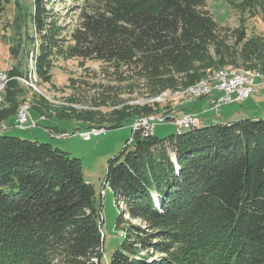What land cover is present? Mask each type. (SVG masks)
<instances>
[{"label":"trees","instance_id":"trees-1","mask_svg":"<svg viewBox=\"0 0 264 264\" xmlns=\"http://www.w3.org/2000/svg\"><path fill=\"white\" fill-rule=\"evenodd\" d=\"M9 2L0 0V14ZM237 7L238 24L225 26L205 0H94L65 50L52 23L45 29L38 15L37 78L51 82L56 56L93 58L113 68V80L151 97L195 85L218 68H256L264 62V34L247 36L244 13L264 9V0ZM26 69L7 71L25 77ZM112 89L98 87L90 101L117 104ZM22 90L16 79L7 82L0 125L16 116ZM160 112L145 103L77 117L118 127ZM122 155L109 162L101 194L110 189L125 213L155 232L128 224L108 264H153L151 249L156 264H264V119L194 126L166 138L136 131ZM102 240L96 192L80 159L0 131V264H100Z\"/></svg>","mask_w":264,"mask_h":264},{"label":"rangeland","instance_id":"rangeland-1","mask_svg":"<svg viewBox=\"0 0 264 264\" xmlns=\"http://www.w3.org/2000/svg\"><path fill=\"white\" fill-rule=\"evenodd\" d=\"M205 1L207 8L220 25L235 26L238 24L239 15L242 12L239 11L237 6L241 0H232V5L229 4V0ZM90 4L93 5L94 0H10L9 3L5 4L4 10L0 14V72L9 76V80L16 79L22 83L23 101L17 112H19L20 107H23V105H25V108L28 105V109L35 112L32 107L34 103L37 109L39 108L43 112L40 113L39 117L46 118L51 115L55 118L53 127L51 128L53 130L52 133L47 128L41 127V124L29 128L14 126L8 130H2V132L35 140L32 132L38 127L42 128L45 138L37 139L38 141L49 143L54 148L66 152L70 157L80 159L84 178L95 189L96 205L102 219L104 240L100 264H108L111 255L117 249L122 238L120 234L124 232L128 224L134 225L135 229L139 228V230L142 229L148 233L155 232V228L148 222L140 218H132L129 214L125 213L126 207L121 201H118L117 194H113L110 189H105V194H101L108 164L114 159L117 161L123 160L122 151L132 139L135 123H132L134 120H128L118 127H110V123H107V126L103 127V124L102 127L105 128L104 132L99 134L92 133L90 138L85 140L80 135L81 131L90 130L94 126L101 125L97 122H90L84 118L77 117V115L86 116L96 110L101 112L113 108H123V106L130 107L137 104L155 103L161 109L160 113L137 119L165 116V122H159L154 119L153 135L158 138H166L177 132V126L173 121L174 118L178 120V118L186 115L199 116L200 113H194L195 106L196 110L202 109V106L199 105L201 99H203L202 97H208L206 99L209 100L215 94L204 96L197 93L184 92L189 89L190 86H188L175 92L164 91L158 95L147 97L143 88L139 87L138 90L131 85H127L125 81L113 80L114 76L110 75L113 72V68L106 62L75 56L70 58L56 56L53 58L54 65L51 69V82L45 83L39 80L35 69L36 54L40 50V40L35 25L36 17L40 15V19L45 23V29L52 23L51 32H54V34L63 40L62 45L65 50L67 46L73 44V41L70 39L71 34L81 26V13L86 11ZM244 14L246 17L247 36L249 37L253 33L264 34V9L258 8V12L255 14ZM13 65L19 68L27 67L23 76L27 75L32 67H34L35 72H32L31 76L36 75L35 78L31 81L28 79V82H26L20 75L10 76L7 70ZM225 68L232 70L243 69L253 74L252 71L261 70L264 72V62L258 64L256 68L242 66H227ZM209 72H206V74H209ZM205 75L199 81L205 80ZM102 86L113 88V92L118 94L117 104L105 106L99 104L93 105L94 102L90 101V99L96 93L98 87L101 88ZM258 87L261 86L254 87V91ZM252 95L243 102H235V104L233 102L225 103L219 105L217 110L212 111L218 113V110L223 109V106L226 105L228 108L233 109H238V107H243L244 109L255 107L258 111L263 112L264 89L256 90ZM1 100L2 97L0 98ZM208 106L211 108L209 102ZM59 113L60 115L61 113L64 115L58 116ZM210 115L212 114L210 113ZM16 122L17 118L15 116ZM5 123H2L0 127L3 128ZM197 125L198 122L193 123V126ZM186 129V127H183L182 131ZM58 143L60 145H57ZM128 148L131 149L132 145H129ZM154 196L155 206L158 207V195ZM120 214V222L116 225V218ZM145 251L143 250L142 253H145ZM149 254L150 256L147 258V261L156 264L159 255L153 252L152 249L149 251Z\"/></svg>","mask_w":264,"mask_h":264},{"label":"built area","instance_id":"built-area-1","mask_svg":"<svg viewBox=\"0 0 264 264\" xmlns=\"http://www.w3.org/2000/svg\"><path fill=\"white\" fill-rule=\"evenodd\" d=\"M218 74H228V73H218ZM244 80L250 79H239L238 81H228V82H221L217 85L211 87H200V88H217V92L220 94L217 96H212L209 98L208 102L210 105V109L217 110L219 105L230 103L234 101H242L243 96H251L254 92V88H244ZM258 86L264 87V83L258 82ZM196 90V89H195ZM195 90H192L195 91ZM39 119L44 120L45 118L39 117ZM154 119L158 120L159 122L165 121V116L156 117V118H149V119H135L132 123H135V130L140 131L143 136H148V131H153L154 126ZM177 130H182L183 127H191L193 123L198 122L197 118L193 115H186L184 117L178 118V120L174 121ZM15 126L19 128H29L37 126L36 120L33 118L31 110L28 108H22V114L18 116L17 122ZM105 128H97L92 127L90 130L81 131L80 135L83 139L88 140L91 134H99L104 132ZM52 132V131H51ZM50 132V133H51ZM55 135V134H54ZM106 187V186H104ZM104 192V188L101 191Z\"/></svg>","mask_w":264,"mask_h":264},{"label":"crops","instance_id":"crops-1","mask_svg":"<svg viewBox=\"0 0 264 264\" xmlns=\"http://www.w3.org/2000/svg\"><path fill=\"white\" fill-rule=\"evenodd\" d=\"M261 89H264V87L256 88V90H261ZM255 91H254V93H255ZM214 94L219 95L220 93L216 91V92H214ZM202 98L203 99H201V102L199 104L202 106V109L196 110V106H195V110H194L195 111L194 113H200L199 116L197 115L199 120L202 119L200 124L201 123L202 124L227 123V122H230L233 120L244 119V118H262V119H264V111L263 112L258 111V109L255 107H251V108H247V109H244L243 107H238V109H233L230 107L228 108L226 105H224L223 109L218 110L219 112L215 113L208 106V99H206L208 97H202ZM248 98H250V97H248ZM248 98H245L244 100H242V102ZM235 102H241V101H234L233 103L235 104ZM34 111L35 112H32V110H31V113H32L33 118L36 120L37 125L41 124V127L43 126V127L47 128L49 130V132L53 131L51 128L53 127V121H54L55 117H52L51 115H49L44 120H41V119H39V115L42 111L39 110V108L38 109L34 108ZM210 113L212 115H210ZM200 116H202V117H200ZM14 123H15V115L10 117L8 120H6L4 128L7 130L10 128H13ZM32 134L35 136V140L45 138L44 130L42 128H39V127L36 128V130H34L32 132ZM57 145H60V144L58 143Z\"/></svg>","mask_w":264,"mask_h":264},{"label":"bare ground","instance_id":"bare-ground-1","mask_svg":"<svg viewBox=\"0 0 264 264\" xmlns=\"http://www.w3.org/2000/svg\"><path fill=\"white\" fill-rule=\"evenodd\" d=\"M32 72H35L34 67L29 71V73L25 76L27 78L23 77L24 81L28 82V79L31 81L35 76H31ZM7 73V72H6ZM218 73H228V74H218ZM250 71L240 70V69H224V68H218L216 70H213L212 72H209V74H206L205 77L208 78L202 81H199L195 85H192L189 87L188 90L184 92H191V93H197L198 95H214V92L217 91V88H200V87H211L214 85H217L221 82H228V81H238L239 79H250V80H244V88H254L258 86V82L264 83V72L261 70L258 71H252L253 74H250ZM9 76H6L0 72V98L2 97L1 93L3 89L5 88L7 81L9 80ZM196 89V90H195ZM192 90H195L192 92ZM217 96V95H215ZM250 96H243V100L245 98H248ZM25 105H23L24 107ZM28 108V105H26ZM20 107V110L23 108ZM18 110V109H17ZM17 112L16 118L18 119V116L22 114V111ZM141 119H149V118H141ZM135 125V124H134ZM135 128V126H134ZM182 130H177V133H180ZM153 131H148V135L152 134Z\"/></svg>","mask_w":264,"mask_h":264},{"label":"water","instance_id":"water-1","mask_svg":"<svg viewBox=\"0 0 264 264\" xmlns=\"http://www.w3.org/2000/svg\"><path fill=\"white\" fill-rule=\"evenodd\" d=\"M194 116L197 117V115H194ZM175 119H176V118H174L173 121H175ZM197 120H198V125L195 126V127L201 126V124H200V120H199L198 118H197ZM165 121H166V120H165ZM165 121H163V122H165ZM154 125H155V123H154ZM14 126H15V123H14ZM191 127H194V126H191ZM187 128H189V127H187ZM4 129H5V128H4V126H3V128H1L0 131H2V130H4ZM153 129H154V126H153ZM152 134H153V132H152ZM172 159H173V162L176 164L177 170L179 171V167L177 166L176 156L173 155ZM102 242H103V240H102ZM102 246H103V243H102Z\"/></svg>","mask_w":264,"mask_h":264}]
</instances>
